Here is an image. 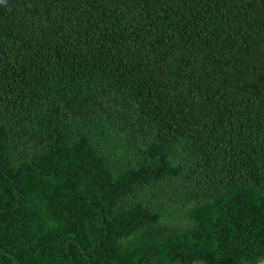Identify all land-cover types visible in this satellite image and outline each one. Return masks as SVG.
I'll use <instances>...</instances> for the list:
<instances>
[{"label":"trees","instance_id":"16d2710c","mask_svg":"<svg viewBox=\"0 0 264 264\" xmlns=\"http://www.w3.org/2000/svg\"><path fill=\"white\" fill-rule=\"evenodd\" d=\"M0 264H264V0H0Z\"/></svg>","mask_w":264,"mask_h":264}]
</instances>
